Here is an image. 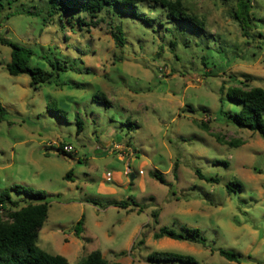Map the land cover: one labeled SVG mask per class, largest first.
Segmentation results:
<instances>
[{
	"label": "rangeland",
	"instance_id": "obj_1",
	"mask_svg": "<svg viewBox=\"0 0 264 264\" xmlns=\"http://www.w3.org/2000/svg\"><path fill=\"white\" fill-rule=\"evenodd\" d=\"M29 1L0 0V35L30 46L29 63L52 76L33 86L28 73L10 74L11 48L0 42V190L19 205L43 199L14 184L48 193L37 244L68 264L95 248L125 264H192L150 262L153 249L190 253L194 264H264V137L233 121L240 102L226 94L241 82L264 87V0H250L248 35L231 15L235 0H182L205 30L148 1L139 6L149 22L103 10L83 25L21 10ZM48 58L69 66L53 68ZM97 91L110 103L95 99ZM196 167L218 180L199 177ZM230 179L242 189L229 191ZM161 225L196 226L206 244L155 237ZM218 247L243 258L228 259Z\"/></svg>",
	"mask_w": 264,
	"mask_h": 264
},
{
	"label": "trees",
	"instance_id": "obj_2",
	"mask_svg": "<svg viewBox=\"0 0 264 264\" xmlns=\"http://www.w3.org/2000/svg\"><path fill=\"white\" fill-rule=\"evenodd\" d=\"M42 1V3H40ZM148 1L152 4H159L169 19L176 20L180 24L194 27L196 29L205 30V24L202 17L191 12L182 0H33L32 4L21 3V10L29 13L40 14L43 11L47 16L53 17L58 15V19L63 23L64 19L75 22L79 25L87 24L86 15L95 16L103 10L112 11L120 14H128L129 16L139 17L149 22L151 17L146 15L140 9V2ZM226 1V0H223ZM236 7L232 10L231 15L235 18L243 34L248 35L249 23L252 21L253 13L250 0H235ZM33 8V9H31ZM18 10V9H17ZM20 10V11H21ZM111 33L117 40L119 45L125 41L123 27L121 23H115L111 29ZM174 43L173 40H171ZM0 42L10 46V59L5 62V68L10 74H18L26 72L30 76V83L37 86L39 83L50 81L52 71L45 70L39 64H30L29 59L33 54V49L20 43L0 35ZM49 64L54 68L65 69L68 67L67 59H50ZM76 69H79L78 67ZM226 94L230 99L240 102V107L229 112L233 121L239 126H246L253 130H258L264 137V87L258 85L248 86L241 82L237 85L229 86ZM97 100L107 104L110 100L102 91L93 94ZM56 110L64 111L60 107ZM3 107L0 104V112ZM204 126L206 124L202 123ZM82 127L78 120V130ZM64 145V144H62ZM60 146L65 153L67 150ZM227 164L226 160H223ZM197 175L207 180L217 181L218 177L204 174L198 167L195 169ZM155 178L163 181L164 177L160 172L153 170L150 172ZM71 171L67 174L70 176ZM226 188L229 191L241 190L242 182L238 179H230L226 182ZM14 190L24 191L41 201H26L24 204H18L19 201L13 198L8 189L0 190V264H68V259L61 253L49 252L37 244L39 229L43 225L48 215V201L46 197L48 193L42 189H33L30 186L14 184L11 186ZM96 201V200H95ZM9 202V203H8ZM110 204L122 207L129 206L130 202L126 199H109ZM136 204V201L133 200ZM83 223L81 216L74 225L76 235H80ZM153 235L170 236L177 239H186L206 244V237L196 226H183L182 230H176L167 225H161L154 230ZM215 249V247H211ZM216 250L232 260H240L243 255L233 249L218 247ZM250 257V255H246ZM146 259L150 262L175 260L187 263H196V258L185 252H178L169 249H153L146 254ZM80 264H125L119 260H108L103 256L100 249H91L80 259Z\"/></svg>",
	"mask_w": 264,
	"mask_h": 264
},
{
	"label": "built area",
	"instance_id": "obj_3",
	"mask_svg": "<svg viewBox=\"0 0 264 264\" xmlns=\"http://www.w3.org/2000/svg\"><path fill=\"white\" fill-rule=\"evenodd\" d=\"M63 148H64L65 150H69V146L66 145V144L63 146Z\"/></svg>",
	"mask_w": 264,
	"mask_h": 264
},
{
	"label": "crops",
	"instance_id": "obj_4",
	"mask_svg": "<svg viewBox=\"0 0 264 264\" xmlns=\"http://www.w3.org/2000/svg\"><path fill=\"white\" fill-rule=\"evenodd\" d=\"M118 173H121V172H118ZM116 180H117L118 182H120V177H116Z\"/></svg>",
	"mask_w": 264,
	"mask_h": 264
}]
</instances>
